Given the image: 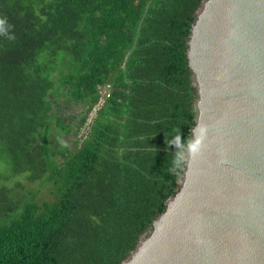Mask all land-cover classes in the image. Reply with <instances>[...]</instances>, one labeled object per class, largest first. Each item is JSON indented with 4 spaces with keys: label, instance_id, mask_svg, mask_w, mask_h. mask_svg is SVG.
<instances>
[{
    "label": "trees",
    "instance_id": "1",
    "mask_svg": "<svg viewBox=\"0 0 264 264\" xmlns=\"http://www.w3.org/2000/svg\"><path fill=\"white\" fill-rule=\"evenodd\" d=\"M207 1L0 0V264H126L155 231Z\"/></svg>",
    "mask_w": 264,
    "mask_h": 264
},
{
    "label": "water",
    "instance_id": "2",
    "mask_svg": "<svg viewBox=\"0 0 264 264\" xmlns=\"http://www.w3.org/2000/svg\"><path fill=\"white\" fill-rule=\"evenodd\" d=\"M190 67L205 136L126 264H264V0H208Z\"/></svg>",
    "mask_w": 264,
    "mask_h": 264
},
{
    "label": "clouds",
    "instance_id": "3",
    "mask_svg": "<svg viewBox=\"0 0 264 264\" xmlns=\"http://www.w3.org/2000/svg\"><path fill=\"white\" fill-rule=\"evenodd\" d=\"M5 21L0 20V34H7V29L4 27ZM205 136V129L202 127L199 129L198 137L195 139L194 142L187 145V148L191 154L195 155L198 153L200 146H201V139ZM175 143L178 148H182L183 145L180 144V136L177 135L175 138ZM175 167H179L181 164V154L178 153L175 160L173 161Z\"/></svg>",
    "mask_w": 264,
    "mask_h": 264
},
{
    "label": "rangeland",
    "instance_id": "4",
    "mask_svg": "<svg viewBox=\"0 0 264 264\" xmlns=\"http://www.w3.org/2000/svg\"><path fill=\"white\" fill-rule=\"evenodd\" d=\"M103 102H104V101H103ZM94 117H95V115H94L91 119L93 120ZM184 160H185V162L187 163V167H188V165H189V163H190V161H191V152H189V150L185 153V155H184ZM183 183H184V177H182V178L180 179V184H181V186L183 185ZM29 193H31V192H29ZM150 235H151V234H150ZM150 235L144 237L143 241L146 240Z\"/></svg>",
    "mask_w": 264,
    "mask_h": 264
},
{
    "label": "built area",
    "instance_id": "5",
    "mask_svg": "<svg viewBox=\"0 0 264 264\" xmlns=\"http://www.w3.org/2000/svg\"><path fill=\"white\" fill-rule=\"evenodd\" d=\"M107 97H109V96H107Z\"/></svg>",
    "mask_w": 264,
    "mask_h": 264
}]
</instances>
